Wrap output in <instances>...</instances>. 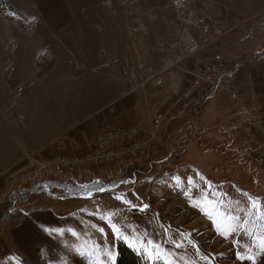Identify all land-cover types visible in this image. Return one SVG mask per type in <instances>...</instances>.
Segmentation results:
<instances>
[{
	"label": "rangeland",
	"instance_id": "obj_1",
	"mask_svg": "<svg viewBox=\"0 0 264 264\" xmlns=\"http://www.w3.org/2000/svg\"><path fill=\"white\" fill-rule=\"evenodd\" d=\"M5 1L0 4V76L14 101H21L16 107L25 117L29 99L77 88L83 71L75 70L66 24L57 21L58 5L59 14L65 13V0ZM262 3L240 0L233 17L219 18L221 23L212 22L199 1L185 3L187 27L204 46L197 72L206 79L194 98L185 92L199 72L186 73L182 80L146 83L82 116L66 133L6 169L0 175V264H58L65 255L70 264H89L66 251L65 244L75 242L69 232L50 235L46 228L75 230L82 241L98 245L93 264H108L103 249L107 245L117 251L119 240L102 216H110L129 237L159 244L163 251L157 253L158 260L155 255L144 256L151 262L253 264L238 258L240 253L264 264V251L256 239L264 236V135L243 121L248 112L264 117L259 109L264 104V66L255 62L264 57ZM221 68L239 70L218 81ZM50 70L60 78H38ZM237 87L249 91L238 94ZM161 111L165 123L156 128L152 119ZM126 127H140L139 138L154 136L156 152L78 168L57 164L58 157L92 153L98 135ZM83 186L92 192L91 198ZM253 201L255 209L250 207ZM197 203L199 207L194 206ZM222 205L249 223L222 235L226 228L218 214ZM10 207L13 212H8ZM5 210L10 214L2 220ZM245 228L251 235L245 234Z\"/></svg>",
	"mask_w": 264,
	"mask_h": 264
},
{
	"label": "crops",
	"instance_id": "obj_2",
	"mask_svg": "<svg viewBox=\"0 0 264 264\" xmlns=\"http://www.w3.org/2000/svg\"><path fill=\"white\" fill-rule=\"evenodd\" d=\"M187 1L65 0V13L61 10V14L58 5L57 21L66 24L67 48L76 61L75 70L83 71L81 81L77 88L60 95L29 99L22 117L16 107L21 101H14L2 84L4 76H0V175L66 133L65 129L82 116L144 88L146 83L182 80L186 73L200 72L197 69L204 46L187 27L189 16L183 11ZM196 1L204 5L212 22L221 23L219 18L228 21L233 17L240 0ZM252 6L258 7V3ZM263 58L255 62L264 66ZM50 71L38 78H60L57 72ZM235 90L243 95L249 91L238 87ZM76 104L87 105L80 108ZM259 109L264 111V104Z\"/></svg>",
	"mask_w": 264,
	"mask_h": 264
},
{
	"label": "built area",
	"instance_id": "obj_3",
	"mask_svg": "<svg viewBox=\"0 0 264 264\" xmlns=\"http://www.w3.org/2000/svg\"><path fill=\"white\" fill-rule=\"evenodd\" d=\"M208 73L213 71L207 70ZM219 69L217 68V71ZM206 73V72H205ZM206 73V74H208ZM198 78V79H197ZM195 82L185 92L187 97L194 98L197 89H200L206 79L203 73L198 74ZM244 123L247 127L254 129L258 134L264 135V117L256 113H246ZM165 123L164 114L158 112L152 119V125L156 128ZM140 127H126L109 130L97 136L95 150L84 156L58 157L57 164L78 168L89 163H106L105 161H120L124 159H140L143 156H151L156 151V143L153 137H141Z\"/></svg>",
	"mask_w": 264,
	"mask_h": 264
},
{
	"label": "snow or ice",
	"instance_id": "obj_4",
	"mask_svg": "<svg viewBox=\"0 0 264 264\" xmlns=\"http://www.w3.org/2000/svg\"><path fill=\"white\" fill-rule=\"evenodd\" d=\"M189 184L193 183V181L190 179L188 181ZM85 189V193L88 198H91L92 192L87 189V186H83ZM103 190V189H101ZM128 204H131L130 201H125ZM194 206L199 207V203L194 204ZM145 208L147 205L144 206ZM251 208L255 209L256 208V203L253 201L250 205ZM143 210V209H141ZM203 210V209H202ZM221 215L224 220L226 221V228L225 231L221 232L222 235L227 236L230 232H234L237 227H243L244 225H247L249 221L247 219L241 220V218L235 214L232 213L230 209H226L221 206V210L218 213ZM251 213H249L250 215ZM209 218H213L212 215L209 213ZM101 219H105L109 226L112 229L113 234L115 235V238L117 240H123L124 243L128 245L129 248H131L134 252H137V254L141 256H152L155 255L156 259L158 260L160 257L157 255V253H160L163 251L162 247L157 244L155 241L152 239H144L140 236L134 235L133 237H129L127 234L123 233L120 228L112 222L110 216H102ZM217 229L218 231L220 230V225L217 224ZM45 231L49 232V234H57L59 236L64 235V233L67 231L69 232L72 237L75 238V242L72 243L71 245L65 244V249L68 253H71L72 255H78L83 258H86L89 260V264H93L92 257L95 255V252L98 250V245L90 243L89 240H81L80 234H78L75 230L73 229H45ZM98 231L103 232V229H98ZM245 234L251 235L249 230L247 228L244 229ZM135 230L133 229V233ZM190 235V234H189ZM258 240V246L261 251H264V236H259L256 237ZM176 247H181L180 244H176ZM103 255L106 257L108 264H117V256L119 253L113 248L109 246H105L103 249ZM237 257L240 259H248L255 264V257L253 256H247L244 257L242 254L237 253ZM206 259V258H205ZM58 264H70V257L65 255V256H60L58 258Z\"/></svg>",
	"mask_w": 264,
	"mask_h": 264
},
{
	"label": "trees",
	"instance_id": "obj_5",
	"mask_svg": "<svg viewBox=\"0 0 264 264\" xmlns=\"http://www.w3.org/2000/svg\"><path fill=\"white\" fill-rule=\"evenodd\" d=\"M5 3H6L5 0H0L1 5L5 4ZM238 70L239 69L228 70L226 68H221V72L217 76L218 78H216V79L218 81H220L225 77H228V76L232 77V76H234V74H236L238 72ZM69 186H71V185H69ZM72 187L74 188V185ZM74 190H75V188H74ZM10 208H7L8 212H13L14 209H12V207H10ZM6 210L2 216L3 218H1L2 220H5L8 217V215L10 214ZM117 252L119 253V255L117 256V264H165L164 262H160V261H154V262L149 261V259L145 258L144 256L137 254V252H134L122 240H119L117 243Z\"/></svg>",
	"mask_w": 264,
	"mask_h": 264
}]
</instances>
